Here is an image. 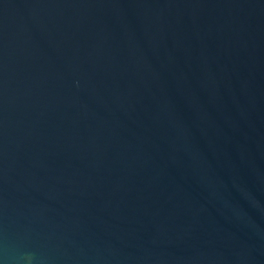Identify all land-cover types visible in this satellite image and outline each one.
I'll return each instance as SVG.
<instances>
[{
  "label": "water",
  "instance_id": "water-1",
  "mask_svg": "<svg viewBox=\"0 0 264 264\" xmlns=\"http://www.w3.org/2000/svg\"><path fill=\"white\" fill-rule=\"evenodd\" d=\"M0 264H264V0H0Z\"/></svg>",
  "mask_w": 264,
  "mask_h": 264
}]
</instances>
